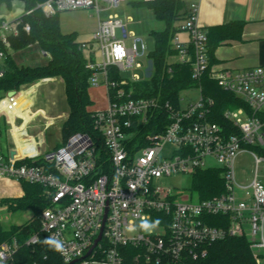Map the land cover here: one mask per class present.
Masks as SVG:
<instances>
[{"label": "built area", "instance_id": "2783aa9c", "mask_svg": "<svg viewBox=\"0 0 264 264\" xmlns=\"http://www.w3.org/2000/svg\"><path fill=\"white\" fill-rule=\"evenodd\" d=\"M124 1L46 0L36 8L46 17L95 9L98 27L93 41L81 43L80 49L89 52L90 88L103 91L105 107L93 115L106 158L88 134H75L65 145L44 151V132L29 133L40 118L38 111L33 112L34 95L40 84L50 81L46 78L0 97V120L12 144L9 152L0 153V180L44 188L50 206L40 216L41 228L63 242L64 251L59 254L65 264H125L128 247L141 250L136 259L188 264L206 258L214 243L234 237L246 238L256 263L260 262L264 259V178L259 173L264 164L260 152L264 150V123L257 115L264 113V66L242 71L212 67L208 36L193 5L178 26L190 41L183 43L175 35L172 46L177 61L170 64H190L196 82L208 74L224 91L247 104L249 112L244 108L224 112L237 132L212 120L214 100L204 97L200 86L199 99L185 106L182 99L175 105L158 98H134L132 85L154 73L150 59L146 78L135 73L143 67L138 60L146 54L145 44L134 38L127 45V24L117 15L101 19L102 11L117 9ZM101 2L105 7L101 8ZM36 9L17 10L13 20L0 17V78L5 61L15 54L11 38L21 31L31 32L22 17ZM41 54L51 58L47 51ZM168 71L172 73L171 66ZM123 72H132V78H123ZM54 123L46 121V128ZM167 148L170 155L165 156ZM244 152L256 164L247 183L238 180L235 170ZM209 169L220 170L224 180V192L213 197L202 198L192 189L183 193L161 183L181 175L192 179ZM156 220L159 224L151 230L141 227ZM38 241L34 235L27 245ZM18 249L16 240L3 243L0 264H16Z\"/></svg>", "mask_w": 264, "mask_h": 264}, {"label": "trees", "instance_id": "16d2710c", "mask_svg": "<svg viewBox=\"0 0 264 264\" xmlns=\"http://www.w3.org/2000/svg\"><path fill=\"white\" fill-rule=\"evenodd\" d=\"M13 0H0V3H11ZM27 9H36L46 0H21ZM150 8L157 20L165 24L163 31H152L155 40V49L149 54L154 68L153 76L132 85L134 98H158L163 102L170 101L179 105L180 94L184 90L200 86L204 97L214 100L212 120L229 128L235 133L231 123L224 118L228 109L244 108L250 111L247 104L231 93L224 91L216 81L206 74L198 83L193 79L190 64L171 65L169 59L176 56L177 51L172 46V40L178 32V23L188 18L190 7L183 0H155L153 2H137ZM23 23L31 26V32H20L18 37H12L14 53H19L33 44L41 50L50 53L51 58L43 66L19 65L14 56H9L2 69L5 74L0 78V92L17 90L46 78H60L64 84L65 96L69 107V117L61 128L62 141L57 148L65 145L75 134H88L93 137L105 159V148L100 132L95 127L93 111L88 108L93 101L89 94L91 71L88 70V60L80 49L76 33L62 32L59 14L46 17L40 9L32 15H24ZM241 23L232 26L241 27ZM229 27L211 28L208 36V57L213 64V52L221 43L223 34ZM218 37V38H217ZM172 73H169V67ZM257 117L264 123V113ZM161 129L156 130V132ZM254 150L259 151L257 148ZM264 154V150L260 149ZM106 172V165L104 167ZM24 196L16 199H5L0 202L7 208L8 213H17L29 210L30 220L23 225L4 227L0 220V246L6 242L17 241L19 245L15 257L16 264H65L59 252L54 251L45 240L49 235L42 231L39 217L50 206L44 188L28 182L21 183ZM192 191L202 198H209L224 192V180L220 170L209 169L199 171L192 178ZM214 224H217L216 221ZM37 235L36 245H27L28 240ZM140 249L128 247L125 249V264H172L169 262H147L145 259H136ZM188 264H257L253 257L249 242L246 238L234 237L216 242L212 245L209 255L198 261Z\"/></svg>", "mask_w": 264, "mask_h": 264}, {"label": "rangeland", "instance_id": "374dc122", "mask_svg": "<svg viewBox=\"0 0 264 264\" xmlns=\"http://www.w3.org/2000/svg\"><path fill=\"white\" fill-rule=\"evenodd\" d=\"M189 2V0H185ZM101 8L105 7V3H100ZM117 15L127 25V31L130 34L127 41V45H131L134 38H140L145 44L146 54L138 61L142 64V68L136 70V74L140 75L142 79L146 78V70L149 67V54L155 49V40L152 35V31H163L165 24L156 19L154 12L145 5H134L132 3L123 2L117 9L101 12V19H107V17ZM60 27L63 33H76L79 41H93V32L96 29L97 15L95 9L90 10H77L62 12L59 14ZM179 24V23H178ZM179 33H182L181 31ZM117 37L121 38V32L118 30ZM95 48H98L97 44H94ZM41 48L37 44L30 45L25 50L19 52L16 55V61L19 65L29 66H43L48 63V60L43 58L41 55ZM85 54L89 56V52L85 51ZM100 59V54H98ZM123 78L131 79L132 72H123ZM47 82L42 83L36 90L34 95L35 105L40 106L44 109H63L68 110V106L65 100L64 86L61 82ZM90 97L92 98L93 104L88 109L90 111H96L98 108L105 107V100L101 96L102 92L98 89L91 87L89 89ZM5 93L0 92V97H3ZM200 92L198 87H194L188 90H184L180 94V99L183 100V105H188L191 102H196L199 99ZM55 103V105H53ZM39 112L34 110L33 112ZM0 151L6 149L10 145L8 133L5 132L3 120H0ZM44 132L45 138V149H51L56 144L61 142V124L57 123L49 129L44 131L43 127L39 128ZM29 133H36L34 126L29 128ZM163 155H170V148H167ZM264 164L260 165L259 173L264 178ZM255 159L249 152L241 154L236 162V175L239 181H247L255 171ZM164 187H176L178 191L188 193L191 189L192 179L189 176H176L161 181ZM2 223L4 227L8 228L14 224L23 225L27 223L32 214L29 210L21 211L17 213L4 212L1 215ZM40 220V217H39ZM41 223V220H40ZM257 264H264L262 259Z\"/></svg>", "mask_w": 264, "mask_h": 264}, {"label": "crops", "instance_id": "0c3cea01", "mask_svg": "<svg viewBox=\"0 0 264 264\" xmlns=\"http://www.w3.org/2000/svg\"><path fill=\"white\" fill-rule=\"evenodd\" d=\"M183 1L189 7H192L193 5H196L198 7V22L206 33L211 28L229 27L226 28L221 43L215 48L213 52V64H211L212 67L219 70L242 71L264 66V0H189V2H186L185 0ZM124 2L139 5L137 4V2L140 1L125 0ZM24 8L25 4L21 0H13L11 3H0V17L2 16L13 20L18 17L17 10L22 11ZM111 15L112 14H110L109 16ZM180 23L178 24V26L180 25ZM234 23H241L242 25L240 29L237 26H232V24ZM126 24L128 25V23ZM97 27L98 18L96 23V29L92 31V35H94V33L96 32ZM176 35L181 42L186 44L189 43L190 36L187 32L179 33L178 31ZM78 42L81 44L83 42L89 41L78 40ZM83 53L87 58L88 56L85 54V52ZM18 54L19 53H15L14 57L16 58V55ZM175 61H177L175 56L169 59L170 63H174ZM48 79H50L49 82L59 81V84H61V82L63 84V81L60 78ZM99 91L103 93L102 90ZM101 96L103 97L102 94ZM35 101L36 100L34 99V110H39L40 113L39 121L36 122L34 125V128H36V133L38 131H42L39 130V128L41 127H43L44 131L46 129L51 128L52 126L46 128V121L50 119L55 121L53 126H55L57 123H60L62 128L63 123L69 117V107L67 111H65L64 108L58 109L57 107L55 109L49 110L35 105ZM53 105H55V103ZM24 116L26 117V121H28L27 115ZM3 124L5 127V132H7V127L4 122ZM0 133H2L1 128ZM60 143L56 144L53 148L48 150L57 148ZM11 148L12 144L10 141L9 147L4 150H1L0 153H7L10 151ZM48 150L45 149L44 145V151ZM252 176H250V178L247 179V181H245L244 183L249 182L252 179ZM23 196L24 191L21 183L7 179L0 180V202L5 199H16L21 198ZM4 212H8L7 208L5 206L0 205L1 221V215Z\"/></svg>", "mask_w": 264, "mask_h": 264}, {"label": "clouds", "instance_id": "9594fccd", "mask_svg": "<svg viewBox=\"0 0 264 264\" xmlns=\"http://www.w3.org/2000/svg\"><path fill=\"white\" fill-rule=\"evenodd\" d=\"M159 224V220H156L154 223L149 224L148 222L142 223L141 227L145 230H151ZM45 243L48 244L54 251L63 253L64 244L62 241L56 238L49 237L45 240Z\"/></svg>", "mask_w": 264, "mask_h": 264}, {"label": "snow or ice", "instance_id": "6c2138e0", "mask_svg": "<svg viewBox=\"0 0 264 264\" xmlns=\"http://www.w3.org/2000/svg\"><path fill=\"white\" fill-rule=\"evenodd\" d=\"M117 54L118 55L122 54V51L121 50H117Z\"/></svg>", "mask_w": 264, "mask_h": 264}, {"label": "water", "instance_id": "95a60500", "mask_svg": "<svg viewBox=\"0 0 264 264\" xmlns=\"http://www.w3.org/2000/svg\"><path fill=\"white\" fill-rule=\"evenodd\" d=\"M11 154L13 155L14 153L12 152ZM100 240H101V235H100L98 241L96 242V244H97Z\"/></svg>", "mask_w": 264, "mask_h": 264}]
</instances>
